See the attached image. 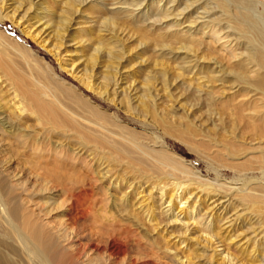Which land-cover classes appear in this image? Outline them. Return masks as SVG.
Wrapping results in <instances>:
<instances>
[{"label": "bare ground", "instance_id": "bare-ground-1", "mask_svg": "<svg viewBox=\"0 0 264 264\" xmlns=\"http://www.w3.org/2000/svg\"><path fill=\"white\" fill-rule=\"evenodd\" d=\"M4 1L0 18L16 25L25 19L28 27H21L22 33L29 34L37 22L42 30L44 25L51 29L55 42L48 52L54 56L82 6L88 15L98 13V34L93 35L92 25L74 27L82 33L75 44L87 51L84 74L77 80L106 100L113 101L108 87L121 59L111 39L116 41L124 30L135 34L141 48L158 47L176 57L175 81L185 72L190 76L188 104L182 108L186 115H176L161 102L162 94L170 98L171 69L155 61L162 67L160 76L151 72L136 88L141 91L138 111L145 118L131 119L136 127L46 74L49 67L40 73L43 68L39 71L26 49L13 57L6 48L11 42L0 32V264H195L198 257L186 235L190 226L195 224L196 243L203 242V249L214 244L219 229L210 214L198 209L194 184L203 193L224 198L234 192L252 207L264 204V0ZM48 3L62 6L53 25ZM28 11L33 13L31 24ZM166 18L171 19L167 27H157ZM100 32L108 33V42ZM102 55L107 65L100 66L102 82L94 84L93 70ZM68 65L71 71L73 61ZM117 107L131 110L123 99ZM198 109L213 127L206 134L188 119ZM215 132L239 147L233 156L244 159L259 151L260 156L254 155L255 160L260 157L258 165L246 167L259 172L258 178H249L250 186L211 184L165 141L172 136L209 158L211 143L218 142ZM253 143L255 150L245 148ZM178 208L182 217L174 212ZM160 214L168 218L166 224ZM177 222L184 235H173L164 226ZM218 260L242 264L226 248Z\"/></svg>", "mask_w": 264, "mask_h": 264}, {"label": "rangeland", "instance_id": "rangeland-1", "mask_svg": "<svg viewBox=\"0 0 264 264\" xmlns=\"http://www.w3.org/2000/svg\"><path fill=\"white\" fill-rule=\"evenodd\" d=\"M12 1L14 2V0L11 1L7 0L4 1V3L5 2L13 3ZM48 6L50 7V9L53 10L54 13V16H52L51 18V20L52 19L53 20L52 21L50 20V24L53 25L54 23L59 21V18H57V16H59L58 15L59 13L61 15L62 6L61 4L58 3L57 4L48 3ZM86 8L87 6H82L80 13L73 16V20L71 21V27L68 28L67 32L65 33V38L63 39V44H61L60 48L57 50L59 53L58 56H54L52 54L53 53L52 51H51L52 53L48 52L51 49V43L55 42V40L53 37V32H51V29H49L47 26L44 25V30H42L43 25H41L39 22L34 23L29 34L26 35L21 32L22 28L28 27L25 19H21L22 21L19 20V17L22 15V12L19 13L17 19L15 18L17 22L19 20L18 22L19 24L17 25L16 23L14 24L12 23L14 20L12 21L7 18L4 19L0 18V32H3L5 36L4 37L5 40L7 41L9 40L8 41L9 43L11 42L9 46L8 45L6 46L7 50L10 52V54L13 57L16 56V58H18L20 51H22L23 48L24 50L26 49L28 52H30L28 53L31 56L30 59H32L34 63L37 62V64L41 67V68L39 67L40 68L39 71L43 68L42 69L43 71L41 70L42 72L40 71V73H44V68L49 67L48 68L49 73L46 72V74H50V75L54 74L56 79H58L59 81L62 80L60 82H63L65 85L73 86L76 89V92L82 93L84 96L90 99V101L93 102V104L99 105L103 110H106L107 112H116V114L119 116L120 119L124 120L125 122H130L132 124L134 123L133 125L136 127H139V124H136L131 119H134L136 121L138 120L139 122L145 121V118H143L141 113L138 111L137 97L140 94L139 92L141 91L140 89H136V88H138L139 85L143 83V80L147 75H151V72L157 73L160 76V70L162 69V67L156 66L154 64L155 61L162 62L165 66L171 69L170 70L171 76L170 75L168 76L169 79L170 78L172 79L169 80L170 98H165L164 96H162L163 95L162 94L161 102L165 108L167 109L168 107L171 108L176 115L185 116L186 114L183 115L182 108H185L186 107L185 104H188L186 100V96L188 89L187 79L190 76L189 73L185 72L183 76H180L181 79L178 78L179 82L178 80L175 81L174 76L178 72L177 65L178 66L180 65L178 64V60L176 59V57L173 56L172 58H170L169 55L168 56L164 55V52L162 53L158 51L159 50L158 47L156 50H147L146 47L144 49L141 48L139 45L140 41H138V38L135 36V34H131V31L128 33V30H124V32L118 36L116 41L111 39L112 40L111 46L118 47V52H119L118 57L119 56L121 57L120 60L116 61L118 63L114 64L117 65L118 68L117 71L115 72L114 80L110 82V85L108 87V93L110 94L109 99L112 98L113 101L104 99V97L100 96L97 93V91L87 89L77 80V77L82 76L84 74L85 57H86L85 54L87 51L86 50L81 51L79 47H77V45L75 44V41L81 38L82 33L80 32L79 34L77 33V31L75 32L74 29L85 26H86L85 28H87V25L88 27L92 25V27L94 28L93 35H96L98 33H96L95 30L100 28L101 26L100 24L101 18L99 14L96 13L95 11H90L92 13L89 14L90 15L89 16L88 15L89 11L86 10ZM2 11L3 14L6 13V10L4 11V7H2L1 14ZM32 15L33 13H31V11H28V14L26 15V17L29 16L27 17V20H30L29 24L34 22L33 17L30 18ZM187 15L188 14H186L185 12L184 16L186 17ZM85 16L88 20L85 18ZM169 20L171 19L170 18L163 19L161 23L157 25V27H161L162 30L163 28L165 29L168 23H170ZM185 23L186 25L184 24L183 26L188 25L187 22ZM36 32H38V36H36L34 40L32 38V35L35 34ZM99 34L105 35L102 36L104 37V42H108L109 36H106L108 33L104 34L103 32H100ZM42 38L45 39L44 42H41ZM73 38L74 40H72ZM11 45H13L14 48ZM72 61L74 65H73V69L70 71L69 69L70 66L68 64L71 63ZM223 62L225 63V61ZM101 65L103 66L107 65V57L104 55L101 56L100 65L95 67V69L93 70L94 75L92 79L94 84L95 83L98 84L102 82L103 68H100ZM93 82H91V84H93ZM158 83H160V80L157 81V84ZM158 87H160V84H158ZM122 99L124 101L129 102V106L131 108L129 112H126L121 108L118 109L117 104ZM166 105L169 106L167 107ZM202 110L203 109L197 110V113L199 114L198 115L196 113L197 116L196 115L190 116L188 114L189 115L188 119L193 121L194 125H196L197 128L203 129V133L206 134L207 132L205 131L208 130V127L211 128L212 124L211 122H209V120L208 121L206 120V116L205 114L203 115ZM215 134L217 135L216 136L213 135L214 136L213 139H215L218 142L216 145L213 142L211 143V146L207 151L209 152L208 153L209 158L200 155L198 152L191 149V147L188 144L172 136L169 135L165 136V141H166V145L170 150H172L173 152L175 151V153L179 155L181 158H183L188 164H190V166H192L202 178H206L208 182L211 181V184L213 183L212 181L218 180L219 183H226L231 187L233 186L239 187L242 184L250 186V184L248 183L249 178L254 179L259 177V172L257 173L255 171L254 172L249 171L250 165L251 167H255L258 164H254V163L260 161L259 160L260 157L257 158L258 160H255V157H258L257 155L260 156L259 151L255 150L257 145L254 143L252 145L251 144L247 145L245 148L255 151L249 154L248 156H246L244 159L239 158V155L233 156V151L236 150V148L239 149V147L236 146L233 147L231 143L229 144L225 143L227 141H225L224 137L220 132L217 133L215 132ZM246 142L247 141H245L244 143ZM225 146L229 149V151L225 150ZM230 152L232 154H230ZM254 155L256 156L254 157ZM252 159H254V161ZM240 162L243 163L240 164ZM244 164H246V166ZM247 164L249 165L248 168H246ZM245 169L247 170L245 171ZM194 185L198 187V188L194 187L195 193H197L198 195L200 194L199 195L200 199L197 202L198 209L202 210L201 213L206 212L208 215L210 214L213 217L211 221L212 223H214L216 230L219 229L217 231L218 232L217 237L219 240L216 238L214 244L213 243L209 244V246H207V249H203L200 246L202 245L203 242H200V245L196 243L198 240L195 238H197L199 233L195 231V227H194L195 224L192 227L190 226V231L186 232V235L191 239L189 241H191V244H193L192 248L195 251V255L197 254L196 256L198 257L197 261L196 258H194V260L196 261V262L194 261V263L216 264V262L218 261L217 263L221 264L220 261L218 260V254L221 252V250H225L226 248L229 253L236 256L238 260H241L240 263L242 264H250V263L264 264V204H260L257 207L256 206L252 207V205L249 202H242L243 200L239 197V195H235L234 192L228 195L230 197L221 198V194L215 195L214 193H205V192L203 193L202 191H200L201 189L200 185L198 184H194ZM194 185H192L191 187L193 188ZM156 208L158 209V203L156 204ZM178 210L179 208L175 209L174 212H177ZM178 213L180 215L179 217H182L184 215V213H181V210H179ZM160 216H163L161 217V219L163 218L162 219L164 220L163 224H166L167 223L166 220L168 218H166V216L163 214L162 215L160 214ZM177 223L167 224L164 226H166L167 230L172 232L173 235H184L183 232L184 229L182 227V224H179V222ZM216 226L218 227V229ZM213 247L216 249V251L213 249ZM209 254H211L210 255L211 257L209 256ZM209 257L212 260L209 259Z\"/></svg>", "mask_w": 264, "mask_h": 264}]
</instances>
